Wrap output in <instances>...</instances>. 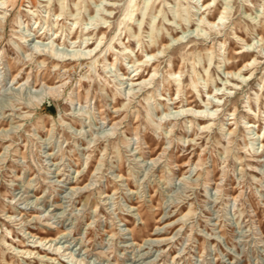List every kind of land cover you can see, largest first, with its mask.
<instances>
[{
    "label": "rangeland",
    "instance_id": "rangeland-1",
    "mask_svg": "<svg viewBox=\"0 0 264 264\" xmlns=\"http://www.w3.org/2000/svg\"><path fill=\"white\" fill-rule=\"evenodd\" d=\"M129 1L0 7V264H264V0Z\"/></svg>",
    "mask_w": 264,
    "mask_h": 264
},
{
    "label": "bare ground",
    "instance_id": "bare-ground-1",
    "mask_svg": "<svg viewBox=\"0 0 264 264\" xmlns=\"http://www.w3.org/2000/svg\"><path fill=\"white\" fill-rule=\"evenodd\" d=\"M43 1H48V4H50L51 3V1L52 0H43ZM132 1H134V0H130L129 1V3H128V5H127V7H126V11H127V14L125 15V17L127 18V16H129L131 13H130V8H131V5H132ZM41 2V1H40ZM179 2V1H178ZM213 2V0H203V3H202V5H203V7H205L206 9L207 8H209L210 6H211V4H213L212 3ZM0 3L2 4V6H0L1 8H7L8 7V0H1L0 1ZM148 3H149V1H147V3H146V6H145V8H147L148 7ZM215 3V2H214ZM134 4V3H133ZM6 5H7V7H6ZM59 5H60V11L59 12H57V13H55V16L57 17V19H63V16H65L64 14H65V11H64V9H65V7H66V5L64 4V0H59ZM75 5H77L78 6V2H76L75 1ZM144 8V7H143ZM177 8V7H176ZM29 10H31V9H29ZM205 10V9H204ZM79 11V10H78ZM77 11V12H78ZM107 12V11H106ZM109 12V11H108ZM160 12H163L162 11V9L160 10ZM175 12H177V11H175ZM79 13V12H78ZM78 13H77V15H78ZM227 13H228V7H227V5L220 11V17H219V20H212L209 16H206V17H200V20H201V22L199 21V23H207L209 26H211V27H214L216 24H220L223 20H224V18L226 17V15H227ZM109 14V13H108ZM143 14H145V11H143ZM70 15H72L73 17L75 16V19L77 20L78 18H77V15L75 14V13H70ZM156 15V14H155ZM180 15V14H179ZM98 17H100V16H98ZM102 18V17H101ZM130 18H132V17H130ZM186 19V18H185ZM154 21V20H153ZM58 22V21H57ZM77 22V21H76ZM78 23V22H77ZM202 23V24H203ZM152 24H154V23H152ZM170 24V23H169ZM75 25V24H74ZM121 25V24H120ZM73 26V25H72ZM76 27V26H75ZM72 29V28H71ZM76 29V28H75ZM95 30V29H94ZM71 31V30H70ZM75 31H77V30H75ZM74 31V32H75ZM85 30H83V28L79 31L80 33H82L84 36L85 35H87V33L86 32H84ZM88 31V30H87ZM42 32V31H41ZM121 32V31H120ZM45 33V31L42 33V35ZM134 33H135V31H134ZM48 33H46V35H47ZM53 34V33H52ZM55 34V33H54ZM82 34L81 35H77V38H74V37H72V38H74L73 40H71V43L72 44H74V43H77V42H80V41H78V39L80 38V37H83L82 38V42L83 43H88V40H89V38L90 37H88V39H87V37H84V36H82ZM96 34V33H95ZM236 35V37L237 38H239V39H241L242 41L244 40V38H242L240 35H238V34H235ZM57 37V36H56ZM94 38V37H93ZM101 38V37H100ZM68 39V38H67ZM182 39V37H176L175 38V40L177 41V40H181ZM261 39H264V37L262 36L261 37ZM101 40V39H100ZM99 40V41H100ZM174 40V39H173ZM183 40V39H182ZM66 42V41H65ZM139 42V41H138ZM264 42V41H263ZM81 43V42H80ZM93 43H95V42H93ZM171 44V43H170ZM248 46H251L252 45V43H246ZM125 45V44H124ZM162 45H163V48H158V52H161L162 54L165 52V50H166V48H167V45L162 41ZM89 46V45H88ZM98 46H99V44H98ZM127 48H128V46L127 45H125V50H127ZM168 49V48H167ZM89 50V49H88ZM245 50V49H244ZM253 50V49H252ZM53 51V50H52ZM51 51V52H52ZM93 50L92 49H90V52H92ZM156 50H154V49H152L150 52H148V56L149 55H152V57L153 56H155V54H156V52H155ZM128 52V51H127ZM96 53V52H95ZM147 53V52H146ZM56 54V53H55ZM77 54V53H76ZM88 54H90V53H88ZM97 54V53H96ZM128 54V53H127ZM130 54V53H129ZM251 55V53H246V54H244V56H250ZM136 56V55H135ZM54 57V56H53ZM245 57V58H246ZM118 59V58H117ZM212 58L210 57V60H211ZM225 59V58H224ZM59 60V59H58ZM257 60V57L256 56H253V58H252V60H251V57L249 58V59H247L246 60V62H245V64L241 67V68H239V70L238 71H232V70H230V71H227V74H229V75H231V76H233L234 78H236V79H240V77L241 76H243L242 74V71H243V69H246L249 65L250 66H253L254 64V62ZM135 63L134 64H136L137 63V65H139L138 67H135L136 69H134V71L135 70H138L143 64H144V62L146 61V59H143L142 57L140 58V57H137L135 60ZM227 61V60H226ZM211 64V63H210ZM253 64V65H252ZM115 66V65H114ZM248 69V68H247ZM208 70V69H207ZM133 71V70H132ZM209 71V70H208ZM178 73H180V71L179 72H176V71H172V74L173 75H177ZM209 73V72H208ZM134 74V73H133ZM136 75H140V73H135V77H136ZM140 78H141V75L140 76H138V77H136V78H134V76L133 77H131V79L132 80H140ZM242 78V77H241ZM243 78L245 79L246 78V76L244 75L243 76ZM146 80V79H145ZM195 80V79H194ZM227 81V80H226ZM234 85L236 84V83H233ZM51 88H53V87H51ZM179 88V87H178ZM221 88L220 87H217V92H216V94H215V96H218V97H220V98H222L219 94H220V92H218L219 90H220ZM208 94L209 95H211L210 94V91H208ZM222 95H225V92L224 93H221ZM202 101L203 102H205L206 104H209V102H206V100L205 99H202ZM183 107V106H182ZM181 111H184V108L183 109H181V110H179V112H181ZM196 111H198V110H196ZM185 112V111H184ZM204 112V110L203 109H200V113L199 114H195V117H197L198 119H208L209 121H211L213 118L212 117H205L202 113ZM211 124H210V122H207L206 124H204L203 125V127L204 128H207V127H209ZM247 126V125H246ZM250 126H253V125H250ZM230 129V128H229ZM36 235V234H35ZM34 235V236H35ZM4 241H6L5 239H3ZM43 240H46V238H44V237H40V241H43ZM158 240V239H157ZM39 245H36V247H38ZM18 252H20V253H22L23 255L24 254H29V255H31L33 252H34V249H32V248H22L21 250H17ZM38 252V251H37ZM36 252V253H37ZM48 253V252H47ZM38 254H39V252H38ZM45 255H48V254H45ZM49 258H52V257H49Z\"/></svg>",
    "mask_w": 264,
    "mask_h": 264
}]
</instances>
